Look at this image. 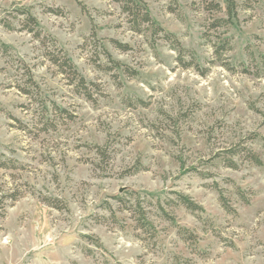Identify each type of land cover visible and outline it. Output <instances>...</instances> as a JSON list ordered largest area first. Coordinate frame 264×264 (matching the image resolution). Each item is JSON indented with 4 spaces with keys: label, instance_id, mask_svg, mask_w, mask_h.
Instances as JSON below:
<instances>
[{
    "label": "rangeland",
    "instance_id": "rangeland-1",
    "mask_svg": "<svg viewBox=\"0 0 264 264\" xmlns=\"http://www.w3.org/2000/svg\"><path fill=\"white\" fill-rule=\"evenodd\" d=\"M143 1L198 68L162 36L130 31L111 0H0L11 56L0 52V264H264V0H236L217 30L212 17L225 15L193 0L174 13L168 0ZM22 9L91 99L46 59L51 44L22 28ZM19 62L37 96L17 90ZM244 147L261 166L226 154ZM137 201L146 229L129 208Z\"/></svg>",
    "mask_w": 264,
    "mask_h": 264
},
{
    "label": "trees",
    "instance_id": "trees-1",
    "mask_svg": "<svg viewBox=\"0 0 264 264\" xmlns=\"http://www.w3.org/2000/svg\"><path fill=\"white\" fill-rule=\"evenodd\" d=\"M113 3L119 5L122 14L126 17L127 24L129 26L130 31H132L135 34L138 35H145L150 33L152 37L155 39L159 38V36H162L163 40L166 42H169L175 52L178 53L180 56L179 60H181V57L184 55H189L191 57L192 64L196 65L194 54L187 52L183 47L180 45V43L177 41V39L173 35L165 34L164 31L156 24V22L151 18L147 4L143 0H111ZM170 2L171 10L170 12L174 13L178 10V5L176 0H168ZM224 9L221 7L220 3L216 2V0H193L192 6L193 7H201L206 13L211 14H220L223 13L225 15V18H213L212 23L210 25L209 30H217L220 28H226L229 24H231V21L236 16V10H237V3L236 0H224ZM224 11V12H223ZM20 16L24 18V21L22 23L23 29L27 31L28 33H31L34 35V38L39 41L43 46L47 42L51 44L53 47V51L46 52L45 57L50 62L52 66H54L57 71L66 77V79L69 81L70 84L74 85L77 92L79 94L84 95L87 99H91L90 90H89V84L86 83L85 79L77 72L75 66L73 63L69 60V58L62 53L61 50L57 49L55 46V43L53 40L47 37H43L37 19L30 13V10L28 9H22L18 12ZM8 29L12 30V27L7 24L6 25ZM215 47V54L221 58L222 54L227 52L228 49V42L220 41L217 46ZM0 52L1 55L4 58H10L9 55V47L3 43H0ZM107 54V53H105ZM108 57V55H107ZM108 59V58H107ZM14 61V60H13ZM20 66L23 70V78L26 80L22 83L23 85H18L16 88L17 90L27 96H37L39 93V89L37 84L35 83L33 79L32 72L30 68L25 65L22 62H19ZM189 63L188 65H190ZM119 66V65H118ZM116 65V67H118ZM225 67L229 69L228 64H224ZM92 87V86H91ZM136 104L142 105V101L137 100ZM251 140L255 139L254 136L250 137ZM240 153H244L245 160L253 164L255 166H261L262 161L260 156L255 153L251 148H242L239 149V151L231 150L226 151V154H228L231 158L235 157L237 155H240ZM227 166L230 168H235V164L229 160L227 161ZM136 193L130 194V197L135 196ZM178 199L180 203L186 207L188 210L191 211H202L201 207L195 205L188 197L178 195ZM42 201L49 207L61 210L60 207L61 202L58 200H51V199H42ZM222 201V200H221ZM224 204L225 201H222ZM224 206V205H223ZM130 210H132L133 215L136 217L135 221L138 224L139 229H146L150 226L146 219V212L141 208L140 203L137 201L136 206L129 207Z\"/></svg>",
    "mask_w": 264,
    "mask_h": 264
}]
</instances>
